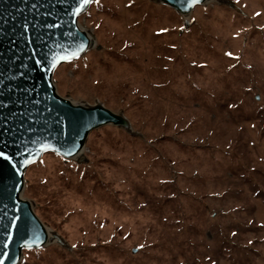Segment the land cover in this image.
Segmentation results:
<instances>
[{"label": "rangeland", "instance_id": "374dc122", "mask_svg": "<svg viewBox=\"0 0 264 264\" xmlns=\"http://www.w3.org/2000/svg\"><path fill=\"white\" fill-rule=\"evenodd\" d=\"M94 39L54 73L59 94L102 103L130 130L44 154L23 196L57 242L19 264H264V0H94Z\"/></svg>", "mask_w": 264, "mask_h": 264}, {"label": "water", "instance_id": "95a60500", "mask_svg": "<svg viewBox=\"0 0 264 264\" xmlns=\"http://www.w3.org/2000/svg\"><path fill=\"white\" fill-rule=\"evenodd\" d=\"M94 0H0V264H19L25 249L63 238L51 232L24 198L27 169L44 154L82 153L105 125L129 120L102 103L61 96L56 69L94 44L79 22ZM188 16L209 0H158Z\"/></svg>", "mask_w": 264, "mask_h": 264}]
</instances>
